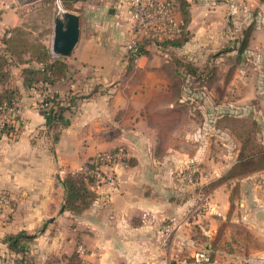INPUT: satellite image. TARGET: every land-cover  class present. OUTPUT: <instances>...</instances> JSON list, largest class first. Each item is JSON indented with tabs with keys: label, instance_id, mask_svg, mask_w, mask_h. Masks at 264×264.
<instances>
[{
	"label": "crops",
	"instance_id": "obj_1",
	"mask_svg": "<svg viewBox=\"0 0 264 264\" xmlns=\"http://www.w3.org/2000/svg\"><path fill=\"white\" fill-rule=\"evenodd\" d=\"M125 3L86 0L66 9L80 16V37L64 57L68 77L55 90L78 99L65 112L69 121L57 140L32 89L23 86L21 69L28 63L10 67L25 121L20 134L0 136V191L8 197L0 214V258L13 254L5 236L25 230L36 233L27 246L32 264H197L193 255L201 249L211 253L209 264H263L264 168L231 174L239 153L224 146L232 135L223 119L231 101L198 103V84H183L176 59L205 61L249 27L243 50L249 53L238 75L253 81L241 95L263 97L264 0H185V13L181 0H173L185 39L170 53L151 43L133 60L126 50L132 30ZM22 22L15 6L0 9V35ZM248 61L254 69L244 70ZM259 103L264 111V99ZM199 112L209 116L199 119ZM213 143H222V153L210 149ZM117 147L127 163L115 167L116 185L94 188L79 211L65 208L62 178ZM196 165L192 183L183 172ZM144 210L157 221H143ZM234 224L246 228L250 240L237 243Z\"/></svg>",
	"mask_w": 264,
	"mask_h": 264
},
{
	"label": "trees",
	"instance_id": "obj_2",
	"mask_svg": "<svg viewBox=\"0 0 264 264\" xmlns=\"http://www.w3.org/2000/svg\"><path fill=\"white\" fill-rule=\"evenodd\" d=\"M77 1L84 2L86 0H61L65 9H73L74 3ZM181 8L183 13H185V0H181ZM181 27L178 35L172 38L157 39L146 34L140 35L137 38L134 50L128 51L129 59L133 60L138 55L147 53L148 49L146 47L151 43H155L162 51L170 53L171 50L169 48L179 45L185 39V30L183 26ZM242 33V38H237L229 42L221 50H224V53L237 51L239 55H242L243 50L247 46L250 28L244 29ZM23 34L24 30L22 26H13L8 28L1 37L0 107L4 104L13 105L15 101L20 100V88L12 83L10 67L12 64L18 62H27L28 65L23 66L21 69L22 82L25 89L31 90L40 82L48 83L53 87V96L45 97L42 100L43 103L47 104V107H39L38 110L48 116L49 120L46 123V127L50 131L49 134L52 139L55 141L58 138L61 128L68 124L69 119L65 112L72 111L76 107L78 96L71 94L68 98L64 99L55 90V85L66 79L69 74V66L65 58L52 55L50 48L42 41L27 40ZM220 51L218 50L219 53ZM33 63H38L39 65H33ZM176 65L179 66L180 72H182L181 81L185 86H190L194 79H199L204 76L210 77L213 74V71L207 73L202 72L200 74L192 60L176 59ZM13 127V125L4 126L0 129V136L4 131H6L5 133H9L11 129H14ZM255 159L258 163L251 170L264 167V151H260L259 156ZM240 160L241 158L239 162ZM236 164L234 165V169ZM87 165H91V163ZM91 181L92 179L89 175L81 171L73 175L68 174L64 176L62 178L64 185V207L72 211H79L81 208L87 206L95 196L94 189L90 187ZM233 227L235 230L232 238L237 243H239L238 240L240 238L250 240V233L247 232L246 228L240 224H234ZM35 235L36 233H28L25 230H20L5 236L7 247L13 252L22 255L21 258H15L18 264H32L31 258L28 256L27 246ZM209 254L211 256V253Z\"/></svg>",
	"mask_w": 264,
	"mask_h": 264
},
{
	"label": "rangeland",
	"instance_id": "obj_3",
	"mask_svg": "<svg viewBox=\"0 0 264 264\" xmlns=\"http://www.w3.org/2000/svg\"><path fill=\"white\" fill-rule=\"evenodd\" d=\"M14 6L16 7V10L23 15L21 26L24 30L23 35H25V38L32 41L40 40L50 47L51 50L54 17L57 14H60L63 10H66L62 5L61 0H0V9H9ZM82 7V3H79L77 10H81ZM3 34L4 32H2L0 37ZM126 50L128 51L127 47ZM224 52V50H221L220 53H210L205 61H200L197 64L194 63V66L197 67L200 74L202 72L207 73L213 71V74L216 75L213 76V74H211L210 77L204 76L199 79H194L193 82L198 84V95L196 98L198 103H222L223 100L231 101V105H229L230 109L225 110V116L223 119L224 123L229 125L232 135L227 138L229 146H224L227 149H235L239 152L236 158L238 163L236 164L235 169L232 170L231 174H243L257 165L258 161H256L255 158L259 156L260 151H264V111H260L256 108V105L261 106L259 99H264V96L261 97L253 94L241 95L244 85L246 84V86L249 87V84L253 81L246 80V82H244L245 78L238 75V70L240 69L239 65H241L240 59L242 56H246L249 51H243L242 55H239L237 51H230L229 53ZM248 62V66L244 65V70H248L249 68L254 69L253 62ZM11 66V70L12 68L15 69L13 64ZM191 86L192 85H190V87ZM202 86L209 88L210 92L205 94L202 93L201 90H206L202 88ZM223 90L225 91L224 94L222 93ZM187 99L189 101V98ZM19 104L16 113L8 115V120L6 125H4H13L14 129H11L9 133H5L6 131H4L2 135L8 134L14 136L20 134V130L22 129L25 120L18 111ZM35 105L37 106L36 102ZM262 106H264V103H262ZM207 116H209V114L207 115L204 114V112H199L198 118L203 119ZM40 131L41 130H39V132ZM210 149L214 150V153L220 154L223 151V145L222 143H213L210 146ZM240 158L241 160L239 162ZM195 167H197V165ZM261 168L264 167L257 169ZM235 194L236 193H234V195ZM5 214L6 218H8L9 214Z\"/></svg>",
	"mask_w": 264,
	"mask_h": 264
},
{
	"label": "built area",
	"instance_id": "obj_4",
	"mask_svg": "<svg viewBox=\"0 0 264 264\" xmlns=\"http://www.w3.org/2000/svg\"><path fill=\"white\" fill-rule=\"evenodd\" d=\"M126 11L129 15L130 30H132L127 43L128 51L134 50L137 38L142 34L157 39H166L178 35L181 29L174 18L173 0H126ZM236 11L235 4L230 3V12ZM32 92L36 96L37 108H46L47 104L43 103L42 100L45 97L53 96V87L48 83L40 82L32 88ZM18 104L19 100L15 101L13 105L4 104L0 107V129L6 124L8 115L16 113ZM90 163L91 165L83 166L80 171L89 175L92 179L90 187L94 189L102 184L116 185L115 167L126 165L127 158L123 148L117 147L100 152ZM197 171L198 168L194 166L183 172V178L195 183ZM7 200L6 192L0 191V214L4 212ZM141 218L143 221L150 223H154L158 219L149 210H144L141 213ZM166 228L168 229L169 225H166ZM78 251H83L82 246L78 247ZM21 256L20 253L13 252L11 256L0 258V264H18L15 258H21ZM193 261L197 264H209L212 258L208 251L201 249L193 255Z\"/></svg>",
	"mask_w": 264,
	"mask_h": 264
},
{
	"label": "water",
	"instance_id": "obj_5",
	"mask_svg": "<svg viewBox=\"0 0 264 264\" xmlns=\"http://www.w3.org/2000/svg\"><path fill=\"white\" fill-rule=\"evenodd\" d=\"M112 11V9H110ZM80 37V16L63 10L54 17L51 50L62 57L70 56Z\"/></svg>",
	"mask_w": 264,
	"mask_h": 264
}]
</instances>
